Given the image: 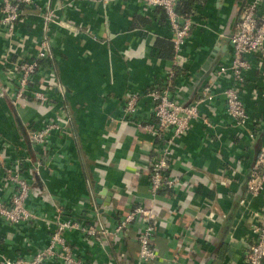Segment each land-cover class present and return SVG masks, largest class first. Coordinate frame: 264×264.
Returning a JSON list of instances; mask_svg holds the SVG:
<instances>
[{
    "label": "crops",
    "instance_id": "obj_1",
    "mask_svg": "<svg viewBox=\"0 0 264 264\" xmlns=\"http://www.w3.org/2000/svg\"><path fill=\"white\" fill-rule=\"evenodd\" d=\"M242 1L194 0L195 23L181 51L185 61L175 73L154 45L157 37L170 42L164 15L143 9L138 0H34L19 7L12 34L0 28V64L9 47L13 58L32 56L45 35L52 70L35 77L44 75L40 80L52 89L48 103L23 98L13 112L5 101L13 90L0 65V199L10 196L7 176L18 163L30 186L26 205L37 216L19 225L0 220V258L30 254L44 245L57 212L111 228L123 213L141 205L155 218L150 238L155 258L149 264H246L252 213L259 204L245 186L264 144V56L245 55L248 66L239 93L245 127L233 125L224 111L220 90L226 82L214 89L209 102L199 104V117L172 147L167 171L175 180L172 189L148 191V160L156 142L136 124L149 120L144 91L168 70L174 74L177 101L198 97L208 76L205 70L229 59L227 36ZM47 5L54 8L58 23L45 29L41 14ZM130 93L138 96L137 110L125 120L122 108ZM15 116L24 130L32 120L62 122L68 116L69 123L50 134L43 153L27 144ZM104 197L107 201L99 204ZM141 226L137 216L116 239L104 235L100 245L77 232L63 235L89 264H134Z\"/></svg>",
    "mask_w": 264,
    "mask_h": 264
},
{
    "label": "built area",
    "instance_id": "obj_2",
    "mask_svg": "<svg viewBox=\"0 0 264 264\" xmlns=\"http://www.w3.org/2000/svg\"><path fill=\"white\" fill-rule=\"evenodd\" d=\"M106 3L108 0H101ZM145 10L158 9L165 17L172 46L171 62L173 66H181L185 57L182 48L191 37L192 26L195 23V10L183 15L176 11L179 0H138ZM240 5L238 18L234 30L227 36L230 45L229 59L224 64H217L208 73L196 99L187 104L175 99L172 92L173 71L168 70L164 78L155 81L146 88L144 95L150 102L149 116L145 123L136 121L137 126L150 134L156 142L153 154L148 160V191L155 194L160 188L172 189L175 180L168 176L169 160L175 141L185 135L191 122L199 117L198 106L202 102H209L214 97V89L221 81L226 84L220 90L223 107L227 116L236 127H245L247 114L240 100V90L243 84V73L248 66L245 55L248 53L264 56V0H243ZM34 0H0V28L5 34H12L15 23L20 18L19 7L31 5ZM54 8L45 6L42 11L43 26L58 23L54 15ZM223 36V34H222ZM9 47L7 55L2 59L6 80L12 87V96L6 98V103L15 106L20 99L28 98L40 103H48L49 91L52 87L40 80L46 73L51 72L52 54L48 39L43 35L37 42L34 54L29 57L16 55ZM44 61V66L39 61ZM44 75L35 77L36 73L44 71ZM137 110V98L132 93L126 98L122 112L125 120H130ZM27 123L25 129L29 144L37 147L39 152L49 149L48 138L54 131H60L69 123L66 116L62 122L48 119L34 123ZM204 125L209 122L202 117ZM12 185L11 194L7 199H0V220L13 225L27 223L37 219L36 213L27 207L26 201L30 193V186L19 171L18 163L7 176ZM224 184V181H220ZM246 192L259 199L257 209L252 213L253 238L244 253L246 264H264V144H262L249 168L246 179ZM210 214V213H209ZM137 216L141 217L142 226L136 232L137 255L134 264H149L155 258V252L150 245V238L154 232V215L150 209L135 205L123 213L116 224L109 228L100 221L86 223L82 217L62 216L57 212L54 227L48 235L47 242L30 254L14 258L1 257L0 264H89L84 256L65 239V231H73L82 235L84 239L97 244L102 243L105 236L116 239L121 231ZM107 264H110L108 262Z\"/></svg>",
    "mask_w": 264,
    "mask_h": 264
},
{
    "label": "trees",
    "instance_id": "obj_3",
    "mask_svg": "<svg viewBox=\"0 0 264 264\" xmlns=\"http://www.w3.org/2000/svg\"><path fill=\"white\" fill-rule=\"evenodd\" d=\"M193 2L194 0H179L176 5V11L183 15H188L192 13L195 10ZM154 45L159 49L158 56L160 58H164L171 61L172 58L171 42L157 37L154 40ZM173 68L175 73L177 70V66H173Z\"/></svg>",
    "mask_w": 264,
    "mask_h": 264
},
{
    "label": "water",
    "instance_id": "obj_4",
    "mask_svg": "<svg viewBox=\"0 0 264 264\" xmlns=\"http://www.w3.org/2000/svg\"><path fill=\"white\" fill-rule=\"evenodd\" d=\"M242 3H243V2H242ZM242 3H241V4H242ZM224 46H225V45H224ZM214 62H215V61H214ZM214 62H213V63H214ZM211 65H212V64H211ZM210 70H211V66L208 67V68L205 70V72H204L203 75L208 74V73L210 72ZM197 90H198V88L196 87V88L194 89V92H197ZM194 92H193V93H194ZM187 103H189V102H184V104H187ZM8 105L10 106L11 110H13V112H15L13 106L10 105V104H8ZM14 122H15L16 127H17L18 130L21 132L23 138L25 139V141H26L27 144H28V141H27V139H26V135H25V130H24V128H23V125H22L20 119H19L17 116L14 117ZM106 199H107V198H106ZM103 200H104V201H107V200H105V197H104V198H100V199H98L97 202H98L99 204H102V203H103Z\"/></svg>",
    "mask_w": 264,
    "mask_h": 264
},
{
    "label": "rangeland",
    "instance_id": "obj_5",
    "mask_svg": "<svg viewBox=\"0 0 264 264\" xmlns=\"http://www.w3.org/2000/svg\"><path fill=\"white\" fill-rule=\"evenodd\" d=\"M47 26V25H46ZM132 95V93H130V94H128L127 96H126V98H130V96ZM136 95V94H135ZM136 98H138V96L136 95Z\"/></svg>",
    "mask_w": 264,
    "mask_h": 264
}]
</instances>
